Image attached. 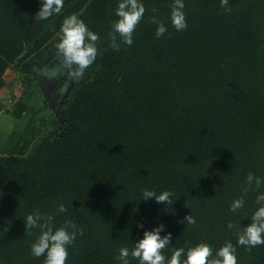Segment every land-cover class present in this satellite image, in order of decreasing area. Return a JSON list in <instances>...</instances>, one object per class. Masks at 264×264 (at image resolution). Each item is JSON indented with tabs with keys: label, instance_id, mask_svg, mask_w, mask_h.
I'll return each instance as SVG.
<instances>
[{
	"label": "trees",
	"instance_id": "16d2710c",
	"mask_svg": "<svg viewBox=\"0 0 264 264\" xmlns=\"http://www.w3.org/2000/svg\"><path fill=\"white\" fill-rule=\"evenodd\" d=\"M119 2L64 0L61 14L35 20L42 0H0V91L18 65V107L41 94L35 69L64 73L55 44L65 17L77 14L100 37L97 70L67 88L62 121L43 98L50 125L28 137L26 154L0 153V264H43L31 254L40 230L26 233L24 222L37 209L57 227H83L67 264H120V247L161 224V235L172 233L168 258L186 244H236L228 223L246 227L258 208L253 190L230 211L249 172L264 178V0H228L230 11L221 0H184V31L172 25L173 0H142L134 43L114 51L108 33ZM153 17L167 27L159 39ZM144 189L171 191L172 203L142 200ZM60 203L66 213L57 214ZM190 214L194 225L184 220ZM237 251L239 264H264V245Z\"/></svg>",
	"mask_w": 264,
	"mask_h": 264
},
{
	"label": "clouds",
	"instance_id": "9594fccd",
	"mask_svg": "<svg viewBox=\"0 0 264 264\" xmlns=\"http://www.w3.org/2000/svg\"><path fill=\"white\" fill-rule=\"evenodd\" d=\"M228 0H221V7L226 11ZM64 7V0H42L40 10L35 15V20H48L53 15L61 14ZM184 0H173L170 4L171 22L177 31H184L188 24ZM146 12L142 0H120L115 10L117 20L112 22L111 31L108 37L111 41L109 47L114 51H119L121 42L131 46L134 43V33ZM151 23L157 25L155 36L161 38L167 31L163 21L152 18ZM58 42L55 44L56 56L60 62V67L66 71L70 81H80L87 70L96 62L100 49L98 42L99 34L90 30L89 26L77 14L73 13L64 18ZM119 38V41H118ZM246 187L242 189V195L232 201L230 211L238 213L245 206V197L249 191L255 190L257 210L251 214V223L248 226H237L229 222V229H237L236 244L231 240H226L219 249L207 242H201L195 246L173 248L170 258L165 256V250L171 245L172 233L161 235L165 226L159 225L152 230H146L143 238L134 243L132 248L120 247L117 259L120 264H130L129 257L138 260L139 264H239L237 246L245 247L249 251L257 246L264 245V178L255 176L249 172L246 180ZM171 191H163L157 194L153 190H142V200L155 198L157 203H172ZM57 214L66 213L68 209L63 203L57 207ZM188 224H195V218L190 214L184 217ZM26 233L31 229H39L40 235L31 245V254L34 257L44 256L43 264H67L69 248L74 245L77 235H83L84 229L74 220H65L59 227L55 225L53 214L43 213L35 210L26 217ZM11 221H8L10 224ZM138 227L143 228L141 223ZM4 232L8 231L5 226Z\"/></svg>",
	"mask_w": 264,
	"mask_h": 264
},
{
	"label": "crops",
	"instance_id": "0c3cea01",
	"mask_svg": "<svg viewBox=\"0 0 264 264\" xmlns=\"http://www.w3.org/2000/svg\"><path fill=\"white\" fill-rule=\"evenodd\" d=\"M41 94L39 91L32 92L31 96L26 97L23 101V108L19 106L21 108L19 110L17 107L15 111H3L0 114V153H9L11 151L13 153L26 154L28 152L30 147L28 142V137L30 136L28 133L31 130L29 120L34 110L36 108L38 110L43 104L44 96L43 94L41 96ZM59 96L62 97L63 95ZM54 97L59 102L60 98ZM19 113H23L24 117L19 116ZM24 122L26 123L24 124Z\"/></svg>",
	"mask_w": 264,
	"mask_h": 264
},
{
	"label": "rangeland",
	"instance_id": "374dc122",
	"mask_svg": "<svg viewBox=\"0 0 264 264\" xmlns=\"http://www.w3.org/2000/svg\"><path fill=\"white\" fill-rule=\"evenodd\" d=\"M100 57V54L98 55L97 57V60L96 62L92 65V67H90L87 72L85 73L84 77L78 81V82H75V81H70L68 80L69 82L67 83L68 84V87L69 88H73V85L75 84H81L83 83L85 80L89 79L90 77H92L96 70H97V62H98V59ZM36 72H41L40 71V68H37L35 69V73ZM42 73V72H41ZM43 74V73H42ZM46 78V74H43ZM64 75V74H62ZM5 79L8 83V86L4 89H2L0 91V103L3 104V107L4 108H1V111H0V114L2 113V111H7V110H13L15 111L16 108L18 107L16 104L19 103L18 100H16L19 96L20 93L23 92V86H22V83L20 82L22 80V76L19 75V68H18V65L16 66H11L6 72H5ZM47 79V78H46ZM66 80V79H65ZM9 85H11V87H9ZM10 89H14V91L16 92V98H13L12 97V92H10ZM31 96V95H30ZM36 97V95H35ZM5 99V101L3 102V100ZM7 101L9 103H7ZM21 108H23V105H19ZM18 107V110L21 109ZM37 108L34 110V112L31 114V117H30V124H31V127H30V131L28 133L29 136H34V138H36L37 136H39L43 131H45V129L47 128L48 125H50V120H49V115H44L45 113L43 114H40L39 113V110L38 109L37 111ZM10 111V112H11ZM19 116H22V118L24 117V114L23 113H19ZM61 116V115H60ZM26 122H24L25 124Z\"/></svg>",
	"mask_w": 264,
	"mask_h": 264
},
{
	"label": "flooded vegetation",
	"instance_id": "af4514ba",
	"mask_svg": "<svg viewBox=\"0 0 264 264\" xmlns=\"http://www.w3.org/2000/svg\"><path fill=\"white\" fill-rule=\"evenodd\" d=\"M57 64L59 65L60 62L59 60H57ZM60 66V65H59ZM40 68V71L43 73V74H46V78H47V81H55L57 82V86H54L53 89L51 90L54 94V96H56L57 99H59V104L60 102H62L64 100V95L67 91V88H68V84H67V81L69 80L67 75H66V71L67 70H64V69H61L64 73V75L60 74V73H55L54 71L57 69H59V67H57L56 65H52L50 66L49 68L47 67L46 70L49 71L50 73H46L45 69H43L42 67H39ZM61 68V67H60ZM53 72V73H52ZM66 79V80H65ZM59 95H63L62 97L59 96ZM59 104H57V108H59Z\"/></svg>",
	"mask_w": 264,
	"mask_h": 264
},
{
	"label": "water",
	"instance_id": "95a60500",
	"mask_svg": "<svg viewBox=\"0 0 264 264\" xmlns=\"http://www.w3.org/2000/svg\"><path fill=\"white\" fill-rule=\"evenodd\" d=\"M35 74L37 77V81H38L40 91L42 92L45 100L53 108V110L56 112V115L59 116V119L62 121V117L60 116V114L58 112V108H57V104H59V102H57V100L55 99V97L53 96L52 91H51L54 86H57V82L47 81V79L45 78V76L41 72L40 73L36 72Z\"/></svg>",
	"mask_w": 264,
	"mask_h": 264
}]
</instances>
